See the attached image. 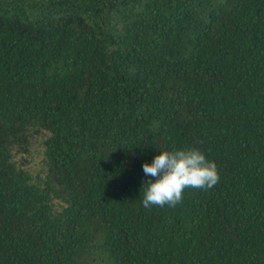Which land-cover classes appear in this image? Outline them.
Here are the masks:
<instances>
[{
  "label": "trees",
  "instance_id": "obj_1",
  "mask_svg": "<svg viewBox=\"0 0 264 264\" xmlns=\"http://www.w3.org/2000/svg\"><path fill=\"white\" fill-rule=\"evenodd\" d=\"M0 264H264V0H0Z\"/></svg>",
  "mask_w": 264,
  "mask_h": 264
},
{
  "label": "clouds",
  "instance_id": "obj_2",
  "mask_svg": "<svg viewBox=\"0 0 264 264\" xmlns=\"http://www.w3.org/2000/svg\"><path fill=\"white\" fill-rule=\"evenodd\" d=\"M151 163L143 164L142 203L145 208L175 207L183 201L186 189L208 190L219 182L215 161L194 147L173 151L159 150Z\"/></svg>",
  "mask_w": 264,
  "mask_h": 264
}]
</instances>
